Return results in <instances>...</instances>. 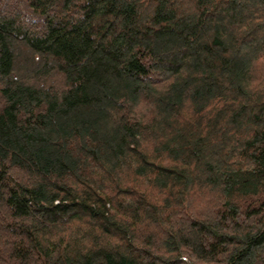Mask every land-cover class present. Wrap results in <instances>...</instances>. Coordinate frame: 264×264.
I'll return each instance as SVG.
<instances>
[{
    "label": "trees",
    "instance_id": "1",
    "mask_svg": "<svg viewBox=\"0 0 264 264\" xmlns=\"http://www.w3.org/2000/svg\"><path fill=\"white\" fill-rule=\"evenodd\" d=\"M0 264H264V0H0Z\"/></svg>",
    "mask_w": 264,
    "mask_h": 264
}]
</instances>
